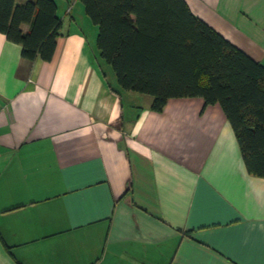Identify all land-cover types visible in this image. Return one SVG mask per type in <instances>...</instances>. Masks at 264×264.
I'll return each mask as SVG.
<instances>
[{
    "label": "crops",
    "instance_id": "1",
    "mask_svg": "<svg viewBox=\"0 0 264 264\" xmlns=\"http://www.w3.org/2000/svg\"><path fill=\"white\" fill-rule=\"evenodd\" d=\"M185 1L264 65V0ZM55 2L50 61L0 33V264H264V178L221 107L113 91L97 27Z\"/></svg>",
    "mask_w": 264,
    "mask_h": 264
},
{
    "label": "trees",
    "instance_id": "2",
    "mask_svg": "<svg viewBox=\"0 0 264 264\" xmlns=\"http://www.w3.org/2000/svg\"><path fill=\"white\" fill-rule=\"evenodd\" d=\"M97 27L98 57L119 90L218 104L250 175L264 178V65L196 16L185 0H78ZM27 25V30L22 29ZM62 20L55 0H0V33L22 58L50 61Z\"/></svg>",
    "mask_w": 264,
    "mask_h": 264
},
{
    "label": "rangeland",
    "instance_id": "3",
    "mask_svg": "<svg viewBox=\"0 0 264 264\" xmlns=\"http://www.w3.org/2000/svg\"><path fill=\"white\" fill-rule=\"evenodd\" d=\"M103 64H104L103 66H105V68H107V69H105V72H108L109 75L111 74L110 76H113V75H112L113 73H112L111 68H110L107 64H105V63H103Z\"/></svg>",
    "mask_w": 264,
    "mask_h": 264
}]
</instances>
